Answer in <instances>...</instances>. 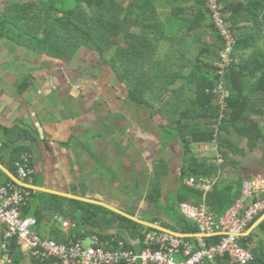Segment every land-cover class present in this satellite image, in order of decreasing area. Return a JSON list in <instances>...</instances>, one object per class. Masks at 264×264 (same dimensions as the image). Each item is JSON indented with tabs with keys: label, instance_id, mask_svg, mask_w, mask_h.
Listing matches in <instances>:
<instances>
[{
	"label": "trees",
	"instance_id": "16d2710c",
	"mask_svg": "<svg viewBox=\"0 0 264 264\" xmlns=\"http://www.w3.org/2000/svg\"><path fill=\"white\" fill-rule=\"evenodd\" d=\"M209 3L206 0H11L0 5L1 38L24 47L29 56L40 57L44 64L52 60L66 68L78 52H96L101 69L107 68L109 80L123 84L130 100L149 113L150 121L160 131L157 143L178 140L183 150L180 180L175 191L169 192L173 203L170 200L167 203L180 225V228L171 226V230L183 234L192 243H197L199 228L178 213L177 206L184 202L204 203L214 216L226 213L244 196L243 176L221 177L229 164V149L236 146L237 137L246 139L249 147L264 140V0H218L221 17L235 36L230 50ZM226 56L229 57L225 59ZM220 84L230 92L223 103L215 92ZM136 120L140 125L143 123L140 115ZM16 128L4 129L9 134ZM21 131L25 134L21 135L24 136L21 142L10 140L2 144L0 161L4 158L9 170L17 176L28 156L27 166L35 170L32 185L40 186L28 141V138L35 141L34 136L28 130ZM74 137L67 142H73ZM206 144H215L220 155L198 153L197 147ZM169 168L165 158L155 159L152 169L156 179L148 186L146 200L154 204L162 201L163 177L169 175ZM192 177L193 185L188 183ZM205 180H211L210 190L200 186ZM8 181L14 182L0 167V187ZM84 184V181L76 184L73 194L88 197V186ZM29 190L31 194L21 208L22 216L36 217L40 235L58 242L86 238L93 233L110 238L116 231L126 248L137 251L145 247L146 234L156 230L150 223L159 221L158 217L145 222L142 217L136 220L89 199L35 187ZM60 218L70 219L76 227L64 228ZM4 230L0 224V261L6 253L10 261L0 264L27 261L51 264L53 258L29 255L19 238H5ZM257 235L260 241L253 243ZM221 237H205L206 246L219 242ZM238 241L254 254V259L246 264H264V219L256 234L242 236ZM205 264L241 263L227 254L206 260Z\"/></svg>",
	"mask_w": 264,
	"mask_h": 264
},
{
	"label": "crops",
	"instance_id": "0c3cea01",
	"mask_svg": "<svg viewBox=\"0 0 264 264\" xmlns=\"http://www.w3.org/2000/svg\"><path fill=\"white\" fill-rule=\"evenodd\" d=\"M9 1L11 0H0V5H4ZM28 53L29 52H27L24 47L15 45L8 39L0 37V148L3 143L7 141L10 142V140L12 143L21 142L24 138V136L21 138V135H25L21 130H28L32 136H34L32 139L35 140L30 142V138H28L32 147L31 159L36 167L37 181L38 184H40V186H33L41 190L69 197L92 200L96 198L94 195L96 184L101 187L103 192H106L107 178L101 177V174H97L95 177V173H92L96 165L95 160H93L95 159L94 154L104 157L107 156L113 163H116L119 158L121 162H118L122 163L121 157L123 154H121V151H126L128 153L127 146L126 150H124L123 144L118 146V144L109 143L108 145L109 141L102 142L97 139H95L91 145L83 143L73 144L67 141H69L71 137L79 135L81 132L102 137L104 134L101 128L104 127V125H115L114 121L117 122L119 116L121 117L122 114L124 115L121 111L123 106L119 101V99H122V94L120 95L121 92H116V86L114 88L116 92L114 95L107 94V88L99 82H96V85H94L93 82H91V78L84 80L59 74V71L65 72L66 70L72 69L66 68L64 64L58 62L44 64L40 62V57L37 59L35 55L29 56ZM26 84L27 86L24 87ZM104 94L107 95L105 96ZM107 102H110V104L113 102L117 110H107L108 105H105ZM131 105L139 109V105L135 102L132 101ZM138 115L139 112L137 116ZM111 119L114 121L111 122ZM120 124L121 123L118 125ZM134 124L139 123L136 120ZM263 124L264 123H262V125ZM16 126H20V129L18 127L16 128ZM4 128H9L11 130L16 128L17 130L15 129L13 132L10 131L8 134L5 132ZM150 132L151 135L149 136L154 137L155 133L152 131ZM123 134L122 132V135ZM127 134L134 136L142 133L135 128L134 130L127 131ZM173 142L174 141L170 143V149L167 150L169 153H165V151L158 152L160 148L158 143L155 144L151 150H149V148L153 145L149 143L143 145L133 143L132 152L128 154L125 153V155L126 158L129 155L131 159L134 160L137 167H139V161H142L143 165L152 168L151 165L157 157L168 159L170 171L169 175L165 176L164 180L169 181L173 175L176 180L179 175L180 180L181 161L178 163L179 165H175L173 163V153L170 154V150H173V152L175 150L174 148L171 149ZM235 142L236 146L233 147V149H229V164L223 169L221 177L223 179H230L240 175L244 177V182L258 178L264 179V140L258 141V143L252 147L248 146V141L246 139L237 137L235 138ZM61 144H63L64 147H62ZM201 146L203 145H200L198 148ZM178 149H182L181 145ZM72 150H74L75 153L74 151L71 153ZM204 151L207 153L204 155H211L214 153L220 155L215 144L209 146L205 145ZM158 153H162L160 155L163 156L158 155ZM165 154L167 155L165 156ZM179 155L182 160L183 154L179 153ZM174 159L176 160L177 158ZM5 161L4 158L0 161L2 170L13 180L19 181L9 170ZM72 163H77L80 168L79 172H85V174H87L86 176H88L86 181L88 183V197L73 194L74 186L72 183H74V181L72 180L70 169ZM115 166H117V164ZM91 169L92 171L90 172ZM128 171L129 174L126 175ZM132 173V166L125 164L123 171L125 179L132 180L130 179ZM170 173L171 178L168 179ZM143 174L141 178L144 177L143 179L147 181L149 176L147 177ZM145 174L147 175V173ZM96 178L97 183L94 181ZM89 180L92 183V187L89 185ZM205 183L210 184V188L207 189L210 190L212 188L211 180H205ZM140 198L145 199L146 196L144 195ZM169 198L170 194L165 192L161 199L163 203L161 210L153 211L151 218H159L158 222L153 223L154 226L172 231L171 226L180 228V225L176 222L175 218L177 217L175 213L173 214L170 211L169 206L167 207L164 205L168 202ZM135 208L137 210L138 206L136 205ZM147 210L150 211L151 208L147 207ZM178 213L182 212L179 211ZM263 219L264 214L255 218L245 231L244 236L248 237L249 235L256 234L257 228ZM162 222L165 224L163 225ZM150 225L152 224L150 223ZM258 241H260V237L257 235L254 237L253 243Z\"/></svg>",
	"mask_w": 264,
	"mask_h": 264
},
{
	"label": "built area",
	"instance_id": "2783aa9c",
	"mask_svg": "<svg viewBox=\"0 0 264 264\" xmlns=\"http://www.w3.org/2000/svg\"><path fill=\"white\" fill-rule=\"evenodd\" d=\"M206 1L210 2L214 18L228 40L230 50L235 36L221 17L218 0ZM215 91L222 103L229 95V90L222 84ZM29 160L26 156L25 162L28 163ZM27 163L20 165L18 169L19 181H8L0 187V224L4 226L5 238L17 236L23 249L31 256L53 258L51 264H205L206 260L227 254L233 261L241 264L254 259V254L238 240L244 236L252 221L264 214V196H261L264 192L263 178L245 181L243 198L221 216H214L205 204L181 203L182 214L194 221L199 228L197 243L186 240L180 233L152 224L156 230L146 234L145 247L136 251L126 248L125 241L116 233L110 238H102L93 233L86 238L79 237L69 242L43 238L36 227L37 218L21 214V208L31 194L29 189L34 187L32 182L35 170L27 166ZM188 183L193 185L195 179L190 178ZM200 186L206 190L210 188V184L205 182ZM59 220L66 229L76 227L70 219ZM215 235L222 236L219 242L206 246L205 237ZM6 260L10 261L7 253L0 262Z\"/></svg>",
	"mask_w": 264,
	"mask_h": 264
},
{
	"label": "rangeland",
	"instance_id": "374dc122",
	"mask_svg": "<svg viewBox=\"0 0 264 264\" xmlns=\"http://www.w3.org/2000/svg\"><path fill=\"white\" fill-rule=\"evenodd\" d=\"M18 1H22V0H18ZM163 19L165 20L166 18H163ZM228 57L226 56L225 59H227ZM40 62H42L41 59H40ZM48 63L53 64L52 60H50ZM68 68H71L72 70L69 69V70H66L65 72L59 71V74H64L70 78H76V79L85 80L87 78H91L92 79L91 82H93L94 85H96V82L97 83L99 82L104 87H106L108 91L107 94L114 95L116 92L117 93L121 92L120 95L122 94L121 95L122 99H119V98L118 99L123 106V109L121 111L124 113V115L122 114L121 117L119 116L118 120L116 119L117 122L111 119V122L114 121L115 125H110V126L104 125V127L101 128L103 129L102 133L104 134L102 135V137H98V136H94L89 133L81 132L79 135L76 136L75 140L72 142L73 144L83 143V144L91 145L94 142V140L97 139V140H101L102 142L109 141L108 145L109 143L118 144V146L120 144H123L124 150H126V146H127L128 153L132 152L131 149L133 148L132 147L133 143L139 144V145L149 143L150 145H153L152 147L149 148V150H151L154 147V145L159 141L158 133L160 131L157 132V126L154 125L150 121L149 113L146 110H143V109L140 110V109H137L135 106L131 105L132 101L130 100L127 90L123 84L121 85L116 79L109 80L110 75L107 72V68L105 67L103 70L101 69L100 62L98 60V54L96 52L94 51L78 52L76 57L71 62H69ZM114 88L116 92L114 91ZM107 94H104V95L106 96ZM105 105L106 106L108 105L107 110L109 109L117 110V107L116 108L114 107L113 102L111 104L110 102H107ZM138 112H139V115L142 116L143 123L141 125L134 124V127L137 129V131L140 130V133L142 134L134 135V136L128 135L125 137L124 134L122 135V132L127 133V131H131L135 129L131 125V122L133 121L135 123ZM128 119H130V121H128ZM119 123L121 124L118 125ZM144 127L149 128V131L148 129H144ZM150 131L155 133L154 137L149 136L151 135ZM164 142L159 143L160 148L158 149V152L165 151V153H169L167 150L170 149V144L164 143ZM180 145L181 144L176 139L174 140L171 146V149L173 148L175 149L174 152L173 150H170V154L173 153V163L175 165H179L178 163L181 161L180 159L181 157L179 153L183 154L182 149H178L180 148ZM206 145L209 146L211 144H206ZM61 146L64 147L63 144H61ZM204 147L205 145L201 146L200 148L197 147L198 153L203 154V155L207 154L204 151ZM73 151L74 150H72L71 153H73ZM91 152L94 153L93 151ZM125 153L128 154L126 151L124 152L121 151V154H123V156L121 157L122 163L118 162V161L121 162L119 158L116 163H113L107 158V156L104 157L101 155L99 156V155L94 154L95 159L93 160H95L96 165L93 168L94 170L92 171L91 169L90 172L92 171V173H95V177L97 176V174L98 175L101 174V177H107V178H106V188H105L106 192H103L101 187H99L96 184L95 185L96 189H95V194H94L96 198H93L91 201H95L119 213L127 212V214L130 215V217L133 219L138 220V218L142 217L143 219H145L144 221H147L146 219L151 218V214L153 213V211H160L161 207L163 206L162 202L159 203L161 205L160 206L159 204H154L148 200L140 198L144 196L145 194H147L148 186L150 187L149 183H151L153 179L154 180L156 179V178H153L155 176L153 174L154 169H152L151 167H147V165H143L142 161H139V165H138L139 167H137L136 163L134 162V160L131 159L129 155L126 158ZM160 154L158 153V155ZM166 155L167 154H165V156ZM160 156H163V155H160ZM174 158H177V159L175 160ZM220 161H223L222 158H220ZM167 162H168V159H167ZM116 164L117 166H115ZM125 164L132 166L133 173H132V176L130 177V179L132 180H129V179L126 180L125 177L123 176ZM70 169L72 173V180L74 181V183H72L73 186H75L76 184L78 185L80 182H83V181L85 182L84 185L88 186V183L86 182L88 179V176H86L87 174H85V172H79L80 168L77 163H72ZM139 170H140V175H139ZM145 173H147V175ZM128 174H129V171L128 173H126V175ZM142 174L147 177L149 176L151 179H149L148 177V180L146 181L145 179H143L144 177L141 178ZM170 178H171V173L168 179ZM163 179H165V177H163ZM178 180H179V175H178L177 180L174 179V175L169 181L164 180L165 192L169 193L171 191H175L178 185L177 184ZM94 181L97 183V178ZM89 185L92 187V183L90 182V180H89ZM165 198H166V195H165ZM169 200L170 202L172 201L173 203L174 199L171 198ZM121 202H122V205H121ZM136 205L138 206L137 210L135 208ZM164 205L168 207V203H165ZM147 207L151 208V210L148 211ZM180 209L181 208L179 204L177 206V210H178L177 212H179ZM171 212L174 214V211H171ZM133 213L135 214V216L131 215ZM136 216L138 218H136ZM86 244H89V242H86ZM29 263H30L29 261L26 262V264H29Z\"/></svg>",
	"mask_w": 264,
	"mask_h": 264
},
{
	"label": "water",
	"instance_id": "95a60500",
	"mask_svg": "<svg viewBox=\"0 0 264 264\" xmlns=\"http://www.w3.org/2000/svg\"><path fill=\"white\" fill-rule=\"evenodd\" d=\"M84 199V198H83ZM86 200H88V199H86ZM89 201H91L90 199H89ZM92 202H95V201H92ZM121 213V212H120ZM122 214H124V215H126V216H129L130 217V215H128L127 213H122Z\"/></svg>",
	"mask_w": 264,
	"mask_h": 264
},
{
	"label": "clouds",
	"instance_id": "9594fccd",
	"mask_svg": "<svg viewBox=\"0 0 264 264\" xmlns=\"http://www.w3.org/2000/svg\"><path fill=\"white\" fill-rule=\"evenodd\" d=\"M215 92H217V91H215ZM218 93V92H217ZM230 93V92H229ZM17 177V176H16ZM181 210V209H180ZM125 213H127V212H125ZM136 218H138L137 216H136ZM140 219V218H139ZM114 233H116V231L114 232Z\"/></svg>",
	"mask_w": 264,
	"mask_h": 264
}]
</instances>
